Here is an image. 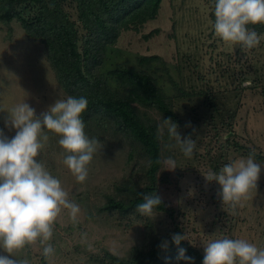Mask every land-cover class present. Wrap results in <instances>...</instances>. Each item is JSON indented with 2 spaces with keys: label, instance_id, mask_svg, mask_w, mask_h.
I'll use <instances>...</instances> for the list:
<instances>
[{
  "label": "rangeland",
  "instance_id": "obj_1",
  "mask_svg": "<svg viewBox=\"0 0 264 264\" xmlns=\"http://www.w3.org/2000/svg\"><path fill=\"white\" fill-rule=\"evenodd\" d=\"M214 4L215 0H163L157 18L140 33H123L103 66L108 72L124 66L138 67L139 56L160 57L180 87L191 94L177 96L166 72H160L157 64L144 66L174 98L182 138L191 135L196 140L191 159L174 146L177 168L164 169L169 183L159 187L175 218L154 212L150 220L162 235L178 227L187 236L185 242L203 255L205 244L221 238L245 239L264 249V33L258 34L260 44L251 50L225 46L214 33ZM67 96L49 66L44 45L27 38L16 22L13 36L8 37L0 23V109L25 101L39 117ZM7 116L0 110V128L11 138L16 130L5 126ZM189 122L191 127H186ZM45 132L49 140L37 159L60 180L68 198L80 206L79 222L74 224L68 210H63L50 241L54 255L46 259L37 243L14 253V258L29 264H92L91 258L103 254V249L125 255L143 240V223L112 216L88 219L77 199L85 188L63 163L60 137ZM249 151L263 157L261 161L255 159L262 167L257 189L235 208L224 205L218 196L221 186L206 181L204 175L219 172L231 161L246 159ZM111 153V160L100 157L94 163L102 179L112 180L123 169L122 153ZM0 255L8 253L0 248Z\"/></svg>",
  "mask_w": 264,
  "mask_h": 264
},
{
  "label": "trees",
  "instance_id": "obj_2",
  "mask_svg": "<svg viewBox=\"0 0 264 264\" xmlns=\"http://www.w3.org/2000/svg\"><path fill=\"white\" fill-rule=\"evenodd\" d=\"M162 3L163 0H0V23L8 37L13 36V24L19 23L27 38L44 45L46 59L62 90L68 96H85L89 101L82 116L85 133L100 140L101 150L88 166V177L81 184L85 190L77 195L87 218L112 216L143 223L140 243L122 256L103 249V254L91 258L92 264H187L177 261L178 247L186 249L193 264H203L204 255L185 240L179 246L172 242V234L182 235L178 227L162 235L153 227L151 218L135 211L142 202L141 194L155 192L161 197L160 185L169 183L164 166L156 161L169 157L171 151L173 157L174 147L169 150V145L174 141L169 140L166 130L158 134V125L168 118L179 123L174 98L144 66L157 64L160 72H166L177 96L191 94L180 87L160 57L139 56L138 67L103 70L109 51L119 44L123 33H140L157 18ZM249 27L264 33V25ZM115 151L122 153L123 169L112 180L102 179L94 163L100 157L111 160L108 154ZM255 159L261 161L263 157L255 153ZM161 200L154 212L174 219L173 208L162 197ZM165 240L168 246L161 248Z\"/></svg>",
  "mask_w": 264,
  "mask_h": 264
},
{
  "label": "clouds",
  "instance_id": "obj_3",
  "mask_svg": "<svg viewBox=\"0 0 264 264\" xmlns=\"http://www.w3.org/2000/svg\"><path fill=\"white\" fill-rule=\"evenodd\" d=\"M214 33L225 46H239L251 50L260 44L261 37L250 25H264V0H215ZM89 101L85 96L58 99L47 111L37 117L35 109L25 101L10 109L4 123L16 134L9 138L0 129V248L8 255H0V264H29L17 260L14 253L26 246L39 244L43 256L48 259L55 249L53 238L57 218L63 210L74 224L78 223L80 206L68 198L61 182L37 159L41 155L51 132L60 137L58 143L64 150V165L71 171L78 183L88 177V166L94 155L101 150V142L85 133L83 114ZM191 127V123L185 125ZM167 131L170 141H175L184 157L191 159L196 149V140L189 135L182 138L179 125L171 118L163 119L158 125V134ZM165 170L174 171L176 160L169 156L156 161ZM262 167L255 160V152L246 159H237L225 164L219 172H208L206 181H216L221 186L218 196L224 205L235 208L242 201L250 199L257 189ZM142 202L135 211L151 218L162 200L155 192L141 194ZM177 246L186 235L172 234ZM168 241L161 248H167ZM203 264H264V249L245 239L221 238L210 240L204 246ZM177 261L193 264V258L186 255V249L178 247Z\"/></svg>",
  "mask_w": 264,
  "mask_h": 264
},
{
  "label": "bare ground",
  "instance_id": "obj_4",
  "mask_svg": "<svg viewBox=\"0 0 264 264\" xmlns=\"http://www.w3.org/2000/svg\"><path fill=\"white\" fill-rule=\"evenodd\" d=\"M45 56V55H44ZM69 67V66H68ZM51 68V67H50ZM62 70H63V68H62ZM72 72V71H71ZM197 115V114H196ZM223 124V123H222ZM51 135V134H50ZM228 141V140H227ZM61 149H62V147H61ZM57 155V154H56ZM53 166V165H52ZM181 173V172H180Z\"/></svg>",
  "mask_w": 264,
  "mask_h": 264
}]
</instances>
